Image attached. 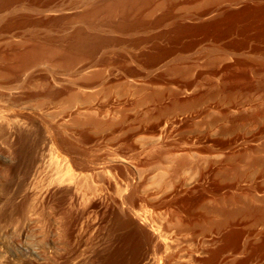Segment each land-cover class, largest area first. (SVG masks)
<instances>
[{"label": "rangeland", "instance_id": "rangeland-1", "mask_svg": "<svg viewBox=\"0 0 264 264\" xmlns=\"http://www.w3.org/2000/svg\"><path fill=\"white\" fill-rule=\"evenodd\" d=\"M259 1L167 0L181 39L156 25L30 83L4 69L22 40L0 39V264H264V37L200 29ZM128 210L159 242L117 250ZM230 230L246 245L223 248Z\"/></svg>", "mask_w": 264, "mask_h": 264}, {"label": "bare ground", "instance_id": "bare-ground-1", "mask_svg": "<svg viewBox=\"0 0 264 264\" xmlns=\"http://www.w3.org/2000/svg\"><path fill=\"white\" fill-rule=\"evenodd\" d=\"M166 1L165 0H0V39L7 38V36L8 37L15 36L20 38V40H22V44L15 45L12 48L4 51V55L6 58L4 69L7 73L11 75L12 82H16V83L17 82L30 83L31 81H33V78L36 75H38L37 73L40 72L39 65L43 63L58 64L69 69H77V70L79 69L82 71L90 66L99 65L100 62L102 61L100 57H102L103 53L108 52L116 42L123 40L126 37V35L131 37L137 33L145 32L150 28H152L153 26L160 24L169 25V38L172 39V41L179 40L186 34H189L188 32H190L191 30L189 28L188 29L185 28L183 24H182L183 26H181L177 18V15L175 14V12L173 11L170 5V2L166 4ZM226 9L227 11L224 12L226 14L223 18L221 17V19L219 20L214 19L215 21L202 25L200 29L202 28V31L204 30L209 34L212 33L215 35L217 34L219 36L221 34L225 35V33L231 31L233 32L238 31L239 33L241 32L246 33L253 31L252 33L254 35L258 37H264V0L256 3L245 4L240 9L239 8L237 10L233 9L234 11H229L228 8ZM230 9L232 10V8ZM69 10L70 12H68ZM157 11H159V13ZM112 32L114 33L116 32L118 35L117 34L113 35ZM145 39L146 37L138 38L136 39V41L140 42ZM178 42H182V41H178ZM232 44H234L235 46L239 45L236 43H232ZM221 50L228 51L230 50V47H226L224 49L222 48ZM237 61L240 64L247 65L245 64L247 63V61L243 59L242 60L238 59ZM245 67L246 66H244V68ZM236 106L234 104L233 107ZM230 108L233 109L231 106ZM77 111L79 110L77 109L71 110L70 112H68L67 116L71 117L73 114L77 113ZM33 117L34 115L32 116V118ZM177 118L178 117H176V120ZM190 118L192 117H190L189 115L183 118L180 117L178 123L179 122L182 123V121H188ZM165 120L163 122H165ZM162 123L161 125L163 127L164 123L163 124ZM158 125L156 123V127ZM172 127L173 126H171V129ZM208 136L206 135V137ZM200 141L201 140H199V142ZM131 182L133 183V181ZM133 185L137 186L134 183ZM130 188H132V186ZM133 213L134 212L132 213L129 212L126 214L125 217L120 216L122 220L120 222L119 220H117L118 223L113 222L111 225V228L115 231L116 234L114 237L115 240L114 242L117 244V250L122 253L124 252L132 253L134 250V246L139 243L143 242L145 245H149V244L151 245L152 242L153 243L159 242L160 240L159 237L161 236L160 235L161 232L160 233L158 232L160 235L159 236L156 232V229L154 230L152 226L148 225L149 223L147 224L149 218L148 220L145 219V217L137 219L136 217L138 216V214L135 217ZM130 229L133 230L132 233H129V231H127ZM242 235L243 233L236 232L235 230H230L229 232L225 233L223 248H230V247L242 248L247 243L244 242V238ZM112 251L113 250L108 252V254L102 255L101 256L103 258L102 260L109 261L111 259L116 258L118 255L117 254L114 255ZM153 261H155L154 258Z\"/></svg>", "mask_w": 264, "mask_h": 264}]
</instances>
